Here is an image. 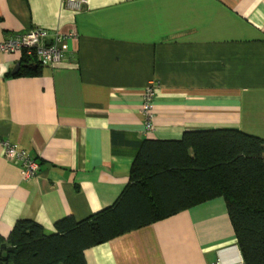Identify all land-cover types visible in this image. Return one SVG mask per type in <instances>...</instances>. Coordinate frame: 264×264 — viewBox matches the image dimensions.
I'll use <instances>...</instances> for the list:
<instances>
[{
    "label": "crops",
    "instance_id": "crops-1",
    "mask_svg": "<svg viewBox=\"0 0 264 264\" xmlns=\"http://www.w3.org/2000/svg\"><path fill=\"white\" fill-rule=\"evenodd\" d=\"M65 36L54 66L0 52V137L40 169L23 179L0 146V237L47 232L111 206L144 139L239 130L264 138V0H0V40ZM31 63V62H30ZM16 64L19 69L13 73ZM154 86L153 130L142 108ZM87 264H243L222 197L85 250Z\"/></svg>",
    "mask_w": 264,
    "mask_h": 264
},
{
    "label": "trees",
    "instance_id": "trees-1",
    "mask_svg": "<svg viewBox=\"0 0 264 264\" xmlns=\"http://www.w3.org/2000/svg\"><path fill=\"white\" fill-rule=\"evenodd\" d=\"M135 146L129 181L111 206L81 220L62 217L52 232L19 220L0 237V264H87L85 250L217 197L242 263L264 264V138L217 129Z\"/></svg>",
    "mask_w": 264,
    "mask_h": 264
},
{
    "label": "built area",
    "instance_id": "built-area-1",
    "mask_svg": "<svg viewBox=\"0 0 264 264\" xmlns=\"http://www.w3.org/2000/svg\"><path fill=\"white\" fill-rule=\"evenodd\" d=\"M84 0H66L67 6L79 9ZM66 49L65 36L57 31H48L40 27L30 28L24 32H19L10 37L0 40V52L18 53L31 63L40 66H54L63 59ZM154 98V86L149 85L145 89L144 102L142 104L145 113V129L147 132L153 130V109L152 100ZM0 146L3 149L5 159L18 163L21 166V176L23 179L35 177L40 169L37 160L31 158L28 153L11 144L7 139L0 137ZM215 264H223L221 260Z\"/></svg>",
    "mask_w": 264,
    "mask_h": 264
},
{
    "label": "water",
    "instance_id": "water-1",
    "mask_svg": "<svg viewBox=\"0 0 264 264\" xmlns=\"http://www.w3.org/2000/svg\"><path fill=\"white\" fill-rule=\"evenodd\" d=\"M19 69V64H16L15 68L13 69V73Z\"/></svg>",
    "mask_w": 264,
    "mask_h": 264
}]
</instances>
